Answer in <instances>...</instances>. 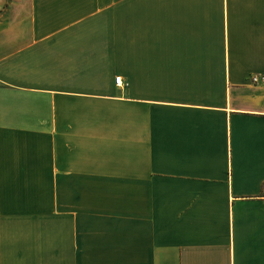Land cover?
Returning a JSON list of instances; mask_svg holds the SVG:
<instances>
[{"label": "crops", "instance_id": "0c3cea01", "mask_svg": "<svg viewBox=\"0 0 264 264\" xmlns=\"http://www.w3.org/2000/svg\"><path fill=\"white\" fill-rule=\"evenodd\" d=\"M0 264H264V0H0Z\"/></svg>", "mask_w": 264, "mask_h": 264}, {"label": "built area", "instance_id": "2783aa9c", "mask_svg": "<svg viewBox=\"0 0 264 264\" xmlns=\"http://www.w3.org/2000/svg\"><path fill=\"white\" fill-rule=\"evenodd\" d=\"M251 79H252L253 82H256V81L259 80V76L254 75V76H252ZM114 81H115V84L118 85V86H122L123 85V80H122L121 76H115Z\"/></svg>", "mask_w": 264, "mask_h": 264}]
</instances>
